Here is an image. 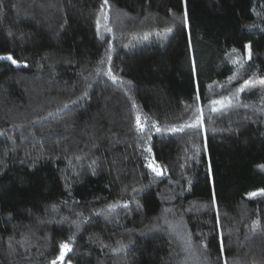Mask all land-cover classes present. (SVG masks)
<instances>
[{
    "label": "trees",
    "instance_id": "trees-1",
    "mask_svg": "<svg viewBox=\"0 0 264 264\" xmlns=\"http://www.w3.org/2000/svg\"><path fill=\"white\" fill-rule=\"evenodd\" d=\"M9 55L0 264H264V0H0Z\"/></svg>",
    "mask_w": 264,
    "mask_h": 264
},
{
    "label": "snow or ice",
    "instance_id": "snow-or-ice-1",
    "mask_svg": "<svg viewBox=\"0 0 264 264\" xmlns=\"http://www.w3.org/2000/svg\"><path fill=\"white\" fill-rule=\"evenodd\" d=\"M104 6L105 7L108 6V0H104ZM101 14L104 16L105 19H107V14L106 13H103V11H102ZM185 24H187V13H185ZM99 27H100V23H99V19H98L97 20L98 32H99ZM109 31H111V29H109ZM167 31L170 32L171 29H168ZM101 39H103V37H101ZM233 51H235V49H233ZM248 55H249V58H251V53L250 52H249ZM110 59L111 58L109 57V61H110ZM0 60H8V61H11V63L13 65H16L18 67L20 66L18 64V62L15 59H13V57L11 55H9V56H0ZM101 63H103V61H101ZM24 66L27 67V65H24ZM98 74H99V70H98ZM107 75H109L110 78L113 79V81L116 80V77L112 76V71H111L110 68L108 69ZM229 79L231 80V78H229ZM247 83L248 82L245 81V84H247ZM239 91H243V87H241V89H239ZM196 99H197V101H199V99H200L199 95H197ZM76 102L77 101H72L73 104H75ZM229 103H230V101H229ZM217 105H220L221 107H227V105L225 104V100L224 99L212 100L211 101L210 110L213 113L218 112V111L221 110V109L216 107ZM65 107H68V105H65ZM134 107H135V105H134ZM197 111H198V115L195 117V122L194 123H190L188 125H183L182 124V125L179 126V128H175V127L172 128V131H183L185 127L192 128V129L203 128V119H204L203 118V110L202 109H198ZM153 126L155 127V125H153ZM136 127H137L138 131H140V132L144 131V128L141 125V119H140L139 116L136 117ZM157 131H160V129L157 128ZM145 151L151 153V148L145 149ZM145 166L147 168H149L152 172L156 173L157 175H161L162 174L161 166L158 165L155 160H151ZM262 167H264V166H262ZM133 191H137V190L134 189ZM257 195L264 196V190H262L259 193L254 192V193L249 194V198H255ZM213 203H215V199L214 198H213ZM118 206H120V205H109L108 210L112 211L114 208H116ZM122 206L127 208L128 207L127 202H125ZM218 223H219V221H218ZM255 223L256 222H254V224ZM126 247H127V245H121V249L126 248ZM59 248H60L59 255L55 259L52 260L51 264H58V262H63L66 254L71 251V247H70V244L68 242L60 243ZM221 252H223V245H221Z\"/></svg>",
    "mask_w": 264,
    "mask_h": 264
},
{
    "label": "rangeland",
    "instance_id": "rangeland-1",
    "mask_svg": "<svg viewBox=\"0 0 264 264\" xmlns=\"http://www.w3.org/2000/svg\"><path fill=\"white\" fill-rule=\"evenodd\" d=\"M216 107L219 108V109H221V106L220 105H217Z\"/></svg>",
    "mask_w": 264,
    "mask_h": 264
}]
</instances>
